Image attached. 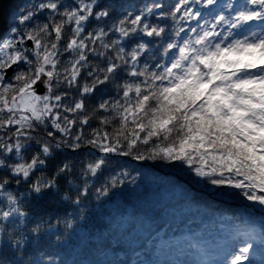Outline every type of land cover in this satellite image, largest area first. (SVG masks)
<instances>
[{
    "label": "snow or ice",
    "instance_id": "6c2138e0",
    "mask_svg": "<svg viewBox=\"0 0 264 264\" xmlns=\"http://www.w3.org/2000/svg\"><path fill=\"white\" fill-rule=\"evenodd\" d=\"M127 161L183 174L159 185L162 207L177 188L239 201L226 213L190 196L213 215L181 232L158 213L131 264H264V0H29L14 17L0 36V264H67L73 216L147 179Z\"/></svg>",
    "mask_w": 264,
    "mask_h": 264
},
{
    "label": "trees",
    "instance_id": "16d2710c",
    "mask_svg": "<svg viewBox=\"0 0 264 264\" xmlns=\"http://www.w3.org/2000/svg\"><path fill=\"white\" fill-rule=\"evenodd\" d=\"M28 3L29 0H0V36L9 30L14 23V17L18 16ZM117 163L124 165L126 162L120 158L113 161V164ZM152 163L127 161L129 170L136 167L145 173L147 179L141 188L133 191L125 187L123 191H117L111 205H100L90 199L88 207L83 208L79 215L73 216V227L63 229L64 234L61 237L64 244L60 251L67 264H99L103 260H126L131 264V260L136 258L131 248H140L148 239L147 223L158 213H161L163 219L177 232L184 230L185 221L199 222L202 218L213 215L211 208L191 202L190 196L201 194L210 205L226 213L237 210L239 201L214 195L216 189L200 190V193H196V188H193L194 192L190 193L189 197L181 196L180 189L177 188L174 198L170 197L162 207L156 202L159 185L172 180L184 184L186 178L181 179L183 174L166 164L157 163L153 167ZM61 190H64L63 187ZM40 206L53 211L58 207L47 201L40 202L38 207ZM80 215L86 216V219L81 220ZM167 230L171 232L170 229ZM55 250L45 249L48 252ZM143 258L154 262L155 255L150 253Z\"/></svg>",
    "mask_w": 264,
    "mask_h": 264
},
{
    "label": "rangeland",
    "instance_id": "374dc122",
    "mask_svg": "<svg viewBox=\"0 0 264 264\" xmlns=\"http://www.w3.org/2000/svg\"><path fill=\"white\" fill-rule=\"evenodd\" d=\"M234 2H239V0H237V1H236V0H234ZM216 10L218 11L219 9H218V8H216ZM3 35H4V34H3Z\"/></svg>",
    "mask_w": 264,
    "mask_h": 264
}]
</instances>
